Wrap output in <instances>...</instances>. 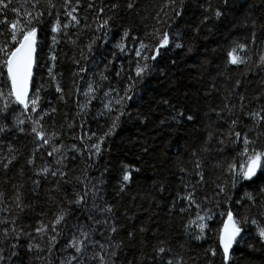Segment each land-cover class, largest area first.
<instances>
[{
    "label": "trees",
    "instance_id": "16d2710c",
    "mask_svg": "<svg viewBox=\"0 0 264 264\" xmlns=\"http://www.w3.org/2000/svg\"><path fill=\"white\" fill-rule=\"evenodd\" d=\"M54 2L59 7L62 0H54ZM135 2V9L129 11L126 8V0H95L97 7L105 8L104 17L101 19L113 16L112 31L107 36V42L103 32L95 30L101 21L94 22L95 13L86 11L88 0H82L83 7L78 15L87 16L91 28L81 32L78 39L74 35L77 29L68 30L70 39L62 35L57 36L59 42L54 47L57 56L55 72L62 73V77L57 78L66 92L72 90L73 73L78 71L74 59L80 60V65L88 69L86 73H81L84 79L78 81L82 91L86 90L88 81L98 80V73L104 70L108 61H112L106 73L109 79L104 82L105 87L96 93L97 99L89 105L81 117L76 116L75 96L66 97L68 103L65 104L59 99L60 94L55 92L54 86L47 87L46 91L41 92V109L50 110V107H56L58 110L54 114L57 128L65 124L64 114L68 113L69 121L76 120L77 124L86 122L85 130L100 136L107 131L111 121L107 115L101 116L99 113L106 111L104 105L109 99L112 100L113 108L118 107L115 104L116 93L113 92L109 98L103 96V91H107L109 85L122 90L128 83L126 76L129 74V61L136 59L133 52L120 53L114 47L123 29L131 30L130 38L126 41L129 50L139 47L138 42L134 43L131 37L145 39V34L152 33L155 28L161 31L167 30L170 37L176 32L180 33L181 40L177 42H183L184 47L175 49L170 45L168 49L162 50L164 54L158 58L156 70L143 83L137 84L133 99L127 102L126 112L130 113V116L121 117L120 126L101 146L102 153L99 157L93 156L89 160L85 153L83 157L78 155L77 159L72 161V153H68L67 179L71 183L61 185L62 191L53 193L50 189L56 184L55 178L48 176L45 179L43 175L36 174L51 162V158L41 150L35 155L34 165L30 166L26 163L37 146L33 135L29 134L30 124L26 122L23 125L24 133L14 129L13 132L0 134V158L8 155L9 145L16 149L15 154L18 157V161L8 170L0 166V193L4 194L0 202V220L15 219L14 227L20 235L21 247L19 256L13 258L15 264H44L47 252H28L27 244L31 241L43 246V241L34 229L39 226L40 221L47 224L55 219L63 196H71L73 189L81 187L75 177L82 176L85 168L89 182L96 185L100 195L108 202L116 205L121 224L136 227L144 225L152 229L159 225L165 234L176 235L182 233L183 225L189 219H195V213L198 211L193 206L189 212L180 213L179 208L186 206V202L177 199V193L184 192V184H195L198 179L193 174L195 171L193 162L196 157L192 156V152L196 151L197 156L202 160V171L205 176V183L197 186L196 198L203 209L202 215L208 209L213 213V219L208 222L211 229L207 234L208 238L199 242L191 241L192 254L199 257L198 264H205L207 260H212L214 264H222L219 248L214 258L210 254L208 256L204 254L205 249L210 246L216 247L218 243L216 234L226 219V215L221 216L220 213H226L231 209L234 214L240 213L259 218L258 210L255 208L249 210L248 202L244 197L246 193H252L258 200L264 199L259 195V189L264 187V181H257L254 184L244 182L237 188L230 189L227 196H218L216 183L228 177L221 175V169L216 167V164L217 161H231L235 154L229 141L225 140L226 146L223 151L219 150L222 146L218 143V139L228 129L231 119L240 117L237 130L247 131L248 127H251V122L240 111V96L245 97L246 112L259 107L254 99L255 96L264 95V69L256 67L259 55L264 52V0H229L227 6L224 5L223 0H185L183 15L168 20L170 27L157 23L155 18L164 0H135ZM24 3L25 0H13V6L20 9L21 18L25 11V8L21 7ZM113 3L119 4L120 7L110 10ZM209 3L213 9L219 8L224 13L221 18L216 19L205 11ZM27 7L30 8V4ZM41 8L45 10V16L38 31L40 64L34 69V87L42 83L47 85L49 79L47 71L48 66L51 65L48 57L50 49L53 48L54 34L51 32V27L54 16L47 15L45 0H41ZM206 15L210 18L207 22L201 23ZM7 18L11 21L15 16L9 11ZM61 19L62 22L65 20L64 17ZM197 26L199 30L195 31ZM0 29H4L7 34V25H0ZM253 30L257 35L255 45L250 39H246ZM94 39L96 43L93 52L89 54L86 45ZM71 40H76V44L73 45ZM145 42L147 43L148 40L145 39ZM234 42L247 44L246 52L240 54L250 58L248 65L227 64L226 53L234 46ZM81 50L86 59H81ZM173 60L175 63H172ZM122 65L124 68L121 73L122 78H118L115 73L120 71ZM2 71L4 70L0 69V72ZM237 80L242 82L239 88L235 87ZM6 99V96L0 98V109H3ZM162 99H168L170 104L160 103ZM79 100L84 103L85 97L80 96ZM226 103L229 107L235 106L233 114L230 116L225 109L221 113L223 117L221 119L217 116V112H220ZM12 107L15 109V115H21L22 106L13 104ZM173 107L185 111L186 115H193L194 119L192 121L183 119L180 123L174 121L161 123V120H166L170 115L175 114ZM27 115L35 117L37 114L24 113L21 118ZM0 123H8L11 126V120H0ZM44 123L46 127L50 126L52 119L45 117ZM210 132L213 133V137L207 144L209 151L201 152L200 149L205 145ZM258 133L262 134L257 139ZM79 134H81L79 127L68 131L63 137L64 144L79 146L80 141L71 138L72 135ZM248 134L255 141L256 147H264V127ZM93 142H96L95 137L92 141H86V144ZM124 165H128L132 170V180L125 192L120 193L119 182ZM21 167H23L22 175ZM181 167L186 168L188 174L181 172ZM36 180L40 181L38 187L33 183ZM65 187L66 193L63 191ZM161 187L163 191L160 190ZM17 189L21 194L23 211L16 206ZM174 200L175 208H173ZM122 213L132 219H126ZM5 227L11 229L13 225L0 224V235ZM192 230L196 231L195 225L192 226ZM27 233H31L35 239L26 235ZM242 237L243 239L238 237L239 244L234 245V258L230 264H264V247L256 235L255 226L248 227L242 233ZM180 239L189 238L180 236ZM9 264L12 262L10 261Z\"/></svg>",
    "mask_w": 264,
    "mask_h": 264
},
{
    "label": "snow or ice",
    "instance_id": "6c2138e0",
    "mask_svg": "<svg viewBox=\"0 0 264 264\" xmlns=\"http://www.w3.org/2000/svg\"><path fill=\"white\" fill-rule=\"evenodd\" d=\"M185 0H164L163 5L156 13L155 18L157 23L168 25V20L175 19L183 15V7ZM225 6L229 0H223ZM30 4V8L27 5ZM47 15L54 16V23L51 27L53 48L50 49L48 59L51 65L48 66V82L46 84H39L34 87V69L39 67L40 56L38 53V31L39 26L44 22L45 10L41 8V0H25L21 7L25 8L23 17L21 18L20 9L13 6V0H0V25H7V34L4 29H0V98L7 97L3 109H0V120L10 121L8 123H0V134H7L18 130L20 133L25 132L23 125L30 124L29 134L33 135L36 142V148L33 151L32 157L26 163L28 165L35 164V155L37 152L43 150L47 157L51 158V162L46 164L37 175H43L45 179L48 176L55 178L56 184L50 189L51 192H61V185H68L71 183L67 177L69 176L68 153H72L71 160L77 159V156L83 157L87 153L90 160L93 156L99 157L102 153V145L105 139L110 137L116 128L120 126L121 117L130 113L126 112L127 102L133 99L137 84L143 81L157 68L158 58L164 53L163 49H168L171 45L175 49H182L183 42L179 32L174 33L171 37L167 30L161 31L159 28L153 29L152 33H146L145 39L139 37H131L134 43L139 44L131 50L127 48L126 41L130 38L131 30L123 29L119 41L114 45L120 53L133 52L135 60L129 61V74L126 76L127 85L118 90L111 85L108 86L107 91H103L104 97L111 98L112 93H116L115 104L118 106L113 108L112 100L104 105L106 111L99 113L101 116L107 115L110 119V126L102 135L97 136L95 132L85 130L82 122L77 124L76 120H68V113L64 114L65 124L57 128L55 123V115L57 113L56 107L49 109H41V92L46 91L47 87L55 88V92L59 93V99L65 104L68 103V98L76 97L75 104L77 108L76 116L81 117L88 109L89 105L97 99V92H100L104 87V82L108 81L109 77L106 73L109 70V65L112 61L105 64L104 70L98 73V80L87 82L86 90H81L78 81L84 79L81 73L88 71L87 67L80 65V60H73L78 66V71L73 73L72 90L66 92L62 86L61 81L57 78L62 77V73L55 72L57 56L54 51L55 45L59 42L58 35L69 37V29H77L74 33L77 39L81 32L90 29L91 25L88 23L87 16L81 17L78 15L79 10L83 7L82 0H62V3L57 6L54 0H45ZM120 7L119 4L113 3L110 10H115ZM135 0H126V8L131 11L135 9ZM62 10V11H61ZM12 12L15 18L11 21L7 18V12ZM87 12L95 13L94 22L101 21L96 31L103 32L105 42L107 36L112 31L111 21L113 16L104 17L105 8L103 6L97 7L95 0H88ZM206 12L210 13L216 19L223 16V12L219 9H213L209 3ZM55 12V14H54ZM61 17L65 20L62 22ZM209 15L204 16L201 23L207 22ZM83 21V24H82ZM253 28L255 22L253 21ZM170 27V25H168ZM198 31V26L194 29ZM70 39V37H69ZM252 44H256L257 35L253 30L249 37ZM155 41L154 43L152 41ZM73 45L76 40H71ZM96 40H92L86 45L89 54L93 52V46ZM247 44L234 42V46L227 51V64L229 65H248V57L240 53L246 52ZM81 59H86L83 50H81ZM115 55V54H114ZM172 63H175L173 60ZM134 65V66H133ZM256 67L264 69V52L258 57ZM124 71L123 65L120 71L115 73L116 77L122 78L121 73ZM242 82L237 80L235 87H241ZM215 85H213V88ZM5 89L7 92L5 93ZM31 92V95H30ZM122 92V94H121ZM231 94V93H229ZM85 97V102L81 103L79 97ZM259 107L245 112L246 105L244 104L245 97L240 96V111L244 113L246 119L251 122V127L247 131L237 130L239 127L240 117L231 119L228 129L218 139V143L222 146L219 150L223 151L225 140L229 141L234 155L231 161H217L216 167L221 169V175L227 176L219 183H216V188L219 195L227 196L230 189L237 188L238 185L244 182L256 183L257 181H264V147H256L255 141L249 136V132L255 131L258 128L264 127V95L255 96ZM160 103L170 104L168 99H162ZM22 106L21 115H15V109L12 105ZM226 103L224 108L217 112L219 118H223L221 113L228 111L231 116L233 108ZM174 115H170L166 120H161V123H168L174 121L180 123L183 119L192 121L193 115L185 114V111L173 107ZM215 111V110H213ZM24 113H36L27 115L24 118L21 116ZM117 113L116 115H112ZM45 117L52 119L50 126L45 125ZM79 127L81 134L72 135L73 140H79L80 145L72 144L66 146L63 142V137L71 131ZM257 134V139L259 135ZM96 138V142L86 144V141H92ZM213 133L208 134L205 145L200 149L201 152H208L207 144L212 140ZM16 149L9 145L8 155L0 158V166L4 170H8L18 157L15 154ZM192 156L196 157L194 160V175L198 177L195 184H184L183 194L177 193V199L186 202V206L180 207V213H187L194 206L198 211L195 213V219H189L183 225L182 233L173 235L171 233L165 234L159 225L155 229L141 225L128 226L119 222L117 215V208L114 203L108 202L104 196L100 195L99 190L95 184L89 182L86 175L87 168L83 169L82 176H76L75 180L80 184L79 189H73L71 196L64 195L62 201L58 205V211L55 214V219L45 224L43 221L39 222V226L34 229L35 233L43 241V246L40 243L27 244V251L33 252H47L44 258V264H198L199 257L193 255V247L191 241H202L208 238V232L211 231L209 221L213 219L211 209L203 211L201 204L196 198V189L200 184L205 183L204 172L202 171V160L197 156V152L193 151ZM43 158V157H41ZM91 167V165H89ZM139 171V169H135ZM181 172L188 174V170L184 167L180 168ZM20 174H23V167L20 169ZM219 179V178H218ZM132 180V170L128 165L123 166L122 176L119 182V192H125ZM37 187L40 184L39 180L33 181ZM103 183V181H100ZM163 191V187L160 189ZM63 191L66 193L67 188ZM259 195L264 197V187L259 189ZM3 193H0V202L3 200ZM245 200L248 202L249 210L255 208L258 210L259 218L255 216L242 215L240 213L234 214L231 209L226 213H220L221 216L226 215V219L222 223V227L217 231L218 243L216 247H208L204 250L205 256L210 254L211 257L217 256V248L221 250L220 255L222 264H230L234 258V245L239 244L238 237L243 239L242 233L250 226H255V232L264 247V199H257V196L252 193H246ZM16 206L23 211V204L21 203V194L19 189L16 193ZM219 206V201H217ZM176 207V201H173V208ZM171 214V213H170ZM125 215L126 214H123ZM126 219H132L127 217ZM11 223L13 227L9 229L5 227L2 229L0 235V264H15L13 258L19 256L20 235L14 227L15 219L0 220V224ZM195 225L196 231L192 230ZM22 231V230H21ZM149 233L151 234L149 236ZM32 237L31 233H27ZM180 236H186L188 240L180 239ZM15 241V242H11ZM53 257H55L53 259ZM205 264H214L212 260H207Z\"/></svg>",
    "mask_w": 264,
    "mask_h": 264
},
{
    "label": "rangeland",
    "instance_id": "374dc122",
    "mask_svg": "<svg viewBox=\"0 0 264 264\" xmlns=\"http://www.w3.org/2000/svg\"><path fill=\"white\" fill-rule=\"evenodd\" d=\"M3 198H4V196H3Z\"/></svg>",
    "mask_w": 264,
    "mask_h": 264
}]
</instances>
